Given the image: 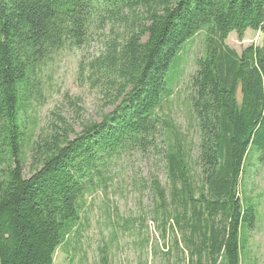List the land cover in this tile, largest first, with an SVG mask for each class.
<instances>
[{"label":"trees","instance_id":"trees-1","mask_svg":"<svg viewBox=\"0 0 264 264\" xmlns=\"http://www.w3.org/2000/svg\"><path fill=\"white\" fill-rule=\"evenodd\" d=\"M104 29L103 50L82 67L113 108L77 133L57 116L29 146L25 175L20 112L39 65ZM247 29L262 35L260 45L237 53L225 44ZM199 32L205 51L191 77L198 144L190 164L156 110L171 95L170 63ZM250 145L264 165V0H0V264H53L79 225L80 199L137 156L153 157L165 173L166 185L149 176L148 208L163 231L172 222L181 233L187 264H241V224L254 221L238 197Z\"/></svg>","mask_w":264,"mask_h":264},{"label":"rangeland","instance_id":"rangeland-1","mask_svg":"<svg viewBox=\"0 0 264 264\" xmlns=\"http://www.w3.org/2000/svg\"><path fill=\"white\" fill-rule=\"evenodd\" d=\"M106 36V29L95 30L79 45L66 42L39 65L20 112L25 175L30 170L29 146L48 131L52 122H58L57 116L77 133L83 123L100 121L113 108L108 102L109 93L104 94L82 67L103 50ZM204 38V32H199L182 44L165 75L171 95L164 97L156 110L180 136L190 164L198 144L197 121L190 100L191 77L196 70L195 59L205 51ZM261 42L262 35L250 29L242 39L230 32L225 40L237 53ZM236 98L239 101V88ZM154 162L153 157H133L122 164L105 189L80 199L79 225L67 243L56 249L53 264H187V254L181 250V233L172 222L163 231L148 208L149 176L157 173L166 185L165 173L161 166L155 169ZM238 195L244 206L254 209L252 226L241 224V264H264V165L255 145L249 146L244 158ZM102 255L107 257L106 263H102Z\"/></svg>","mask_w":264,"mask_h":264}]
</instances>
